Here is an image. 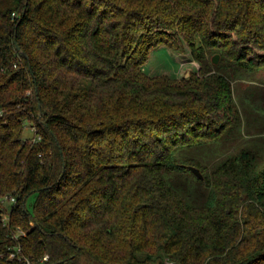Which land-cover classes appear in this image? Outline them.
<instances>
[{"label":"trees","instance_id":"trees-1","mask_svg":"<svg viewBox=\"0 0 264 264\" xmlns=\"http://www.w3.org/2000/svg\"><path fill=\"white\" fill-rule=\"evenodd\" d=\"M163 43L198 71L148 74ZM262 69L264 0H0V264H264L259 154L185 150L235 135Z\"/></svg>","mask_w":264,"mask_h":264},{"label":"rangeland","instance_id":"rangeland-1","mask_svg":"<svg viewBox=\"0 0 264 264\" xmlns=\"http://www.w3.org/2000/svg\"><path fill=\"white\" fill-rule=\"evenodd\" d=\"M199 66V62L193 58L188 46L185 50H175L168 44L163 43L151 50L148 60L143 64V69L150 75L167 73L181 79L182 77L189 76L192 71L197 72ZM233 85L235 100L241 113L240 122L233 131L235 135H231L226 140L223 138V140L216 142H208V145L200 147L189 146L185 149L186 153L197 157L203 162H208L224 155L229 148L239 144L256 150L259 154L260 163L263 165L264 69L254 72L246 71L244 74L237 75L233 78ZM23 136L25 138L34 136V129L27 122ZM192 173V171L186 172L187 176L185 177H188L190 181L184 187L185 192L195 196L198 201H202L205 198L207 186L203 185V181L196 179ZM33 197L31 195L30 200ZM6 206L10 209L11 202L6 201Z\"/></svg>","mask_w":264,"mask_h":264},{"label":"water","instance_id":"water-1","mask_svg":"<svg viewBox=\"0 0 264 264\" xmlns=\"http://www.w3.org/2000/svg\"><path fill=\"white\" fill-rule=\"evenodd\" d=\"M17 48L20 49V46L17 45ZM220 59V54L219 53H215L213 56H212V61L214 63H217ZM188 168L195 174L197 175L199 178H203V173L201 172L200 168L196 165H193V164H188L187 165Z\"/></svg>","mask_w":264,"mask_h":264},{"label":"built area","instance_id":"built-area-1","mask_svg":"<svg viewBox=\"0 0 264 264\" xmlns=\"http://www.w3.org/2000/svg\"><path fill=\"white\" fill-rule=\"evenodd\" d=\"M0 114H1V112H0ZM2 201H4V202H6V201H10V202H15L16 201V197L14 196V195H4L3 197H2ZM7 214L8 213H5V218L7 217ZM14 255V253H11V256H13ZM47 258V256H45V259Z\"/></svg>","mask_w":264,"mask_h":264}]
</instances>
